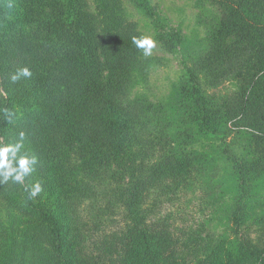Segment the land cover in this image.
I'll return each mask as SVG.
<instances>
[{"label": "trees", "instance_id": "trees-1", "mask_svg": "<svg viewBox=\"0 0 264 264\" xmlns=\"http://www.w3.org/2000/svg\"><path fill=\"white\" fill-rule=\"evenodd\" d=\"M210 1L219 18L207 50L166 111L129 98L133 71L146 62L121 0H0V143L26 134L44 188L29 199L23 185L0 184V200L22 224L18 234L0 232V264H264V247L229 238L204 256L179 254L167 228L150 221L158 185L177 188L211 164L189 147L198 138L224 142L236 129L247 135L245 155L222 150L237 192L232 236L256 218L264 226V0ZM130 2L154 19L152 0ZM158 41L172 52L181 38L162 33ZM22 67L32 76L13 84ZM229 79L240 83L231 104L203 94ZM4 108L15 113L12 123ZM85 201L93 211L80 217Z\"/></svg>", "mask_w": 264, "mask_h": 264}, {"label": "rangeland", "instance_id": "rangeland-1", "mask_svg": "<svg viewBox=\"0 0 264 264\" xmlns=\"http://www.w3.org/2000/svg\"><path fill=\"white\" fill-rule=\"evenodd\" d=\"M121 2L125 16L137 24L142 36L156 41L151 56L142 54L141 59L146 64L133 71L129 98L141 99L154 106L161 105L168 111L186 69L206 52L205 38L210 25L219 18V9L210 0H152L155 17L151 19L130 0ZM171 32L180 35L181 43L168 52L158 41V36ZM239 91L240 83L235 79L225 80L215 87L203 86V94L223 107L231 104ZM246 142L247 135L236 129L226 134L224 142L198 138L189 148L207 153L211 164L192 170L177 188L165 182L166 185H158L151 192L149 206L155 203L156 208L150 221L159 229L167 228L175 239V250L179 254L204 256L228 238L232 241L243 240L259 250L263 249L264 226L258 218L247 222L239 237H233L230 228L229 215L235 207L237 192L222 150L225 148L230 155L242 157ZM89 178L93 179L94 176ZM36 181H39L36 172L26 178L29 185ZM258 196L264 202V185ZM92 205V201L82 203L77 207L78 215L86 216L89 210L93 211ZM11 209L0 200V232L3 228H13L18 234L22 224L19 223L18 211Z\"/></svg>", "mask_w": 264, "mask_h": 264}, {"label": "clouds", "instance_id": "clouds-1", "mask_svg": "<svg viewBox=\"0 0 264 264\" xmlns=\"http://www.w3.org/2000/svg\"><path fill=\"white\" fill-rule=\"evenodd\" d=\"M132 43L136 48L142 50L145 57L151 56L152 50L156 47V41L148 36H133ZM31 76V70L28 67H22L10 76V80L15 84L17 81ZM2 111L5 119L12 123L15 113L7 108ZM25 140L26 134L21 131L18 139L14 142L0 143V184L11 182L12 185H23L24 190L28 193V198L34 199L44 191V188L39 181L30 185L25 183L26 178L37 171L39 164L37 155L25 151Z\"/></svg>", "mask_w": 264, "mask_h": 264}]
</instances>
